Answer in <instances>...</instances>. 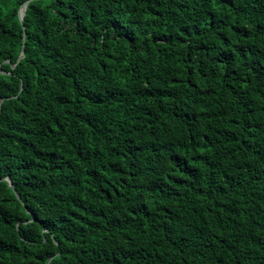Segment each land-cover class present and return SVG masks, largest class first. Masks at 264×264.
<instances>
[{
	"label": "trees",
	"instance_id": "trees-1",
	"mask_svg": "<svg viewBox=\"0 0 264 264\" xmlns=\"http://www.w3.org/2000/svg\"><path fill=\"white\" fill-rule=\"evenodd\" d=\"M25 1L0 264H264V0Z\"/></svg>",
	"mask_w": 264,
	"mask_h": 264
},
{
	"label": "water",
	"instance_id": "water-1",
	"mask_svg": "<svg viewBox=\"0 0 264 264\" xmlns=\"http://www.w3.org/2000/svg\"><path fill=\"white\" fill-rule=\"evenodd\" d=\"M30 1H34V0H27V1H25L21 6H20V8L18 9V12H17V15H18V20H19V22H20V24H22V19H23V12H24V10H25V7L28 5V3L30 2ZM25 32H24V29H23V33H22V46H21V51H20V54H19V56H18V59H17V61H16V63L14 64V65H11V68H13V67H15L19 62H20V60L23 58V56H24V51H23V44H24V42H25ZM4 63H9L8 61H5ZM21 89V88H20ZM0 104H1V100H0ZM7 182H8V185L10 186V187H12V184H11V182H10V180L8 179V178H6L5 179ZM16 195V194H15ZM16 199L18 200V201H20V199H19V197L16 195ZM49 262H47V264H48Z\"/></svg>",
	"mask_w": 264,
	"mask_h": 264
}]
</instances>
